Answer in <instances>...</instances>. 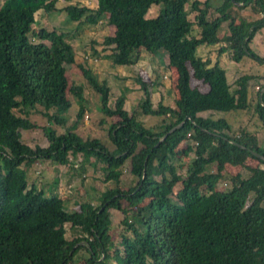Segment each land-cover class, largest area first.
<instances>
[{
	"label": "trees",
	"instance_id": "trees-1",
	"mask_svg": "<svg viewBox=\"0 0 264 264\" xmlns=\"http://www.w3.org/2000/svg\"><path fill=\"white\" fill-rule=\"evenodd\" d=\"M223 1V14L208 8L210 0H96L94 10L76 4L60 10L79 25L105 20L125 31L123 38H107L114 65L132 64L141 51H164L176 72L173 106L159 102L152 108L141 83L145 99L138 108L159 121L150 128L135 111L123 109V99L108 108L107 84L78 65L99 95L100 111L117 117L107 130L110 150L98 138L76 133L83 114L80 86L70 88L79 108L67 131L42 128L45 147L22 142L20 130L38 128L29 119L32 113L65 125L71 106L65 67L75 56L67 34L32 29L35 13L53 10L54 0H0V264H74L80 252L87 255L85 264H264V168L259 166L264 159L255 155L264 157V148L256 133L241 130L232 136L224 119L198 116L251 109L248 83L264 80L246 74L230 90L219 61L209 66L197 57L199 47L223 44L218 58L228 53L236 63L244 57L264 63L250 48L264 30V0ZM155 6L158 13L147 18ZM234 6L248 10L253 20L235 16ZM223 24L227 34L220 37ZM191 78L207 92L191 87ZM255 94L253 111L264 127V83ZM184 143L182 154L193 156L185 168L173 163ZM79 155L101 169L109 186L93 207L82 203L69 212L60 197H47L41 186L29 183L27 173L42 162L74 168ZM225 165L241 167L247 176L224 177ZM124 171L132 177L127 189L121 188ZM224 179L229 187L217 190ZM113 209L122 215L117 243L110 231ZM66 225L80 235L68 240Z\"/></svg>",
	"mask_w": 264,
	"mask_h": 264
},
{
	"label": "rangeland",
	"instance_id": "rangeland-1",
	"mask_svg": "<svg viewBox=\"0 0 264 264\" xmlns=\"http://www.w3.org/2000/svg\"><path fill=\"white\" fill-rule=\"evenodd\" d=\"M52 1V0H49ZM210 3V2H209ZM76 4L79 6H86L89 9L94 10L96 8V0H60L55 2V7L49 12L40 10L35 13V22L32 25V29L38 28L44 29L47 32H55L57 34H67V40L69 41L75 56V63L67 65L65 67V77L67 80L66 97L69 100L71 106L69 110L64 114L66 117V123L63 126H57L52 121H48L43 118L39 113H32L29 117L30 121L37 124V129L20 130L21 140L24 144L30 147L47 145V140L42 132V128H51L58 134H61L69 127H71L76 121V114L78 112L79 105L76 102V98L71 94L70 88L73 86L81 87L83 114L78 125L76 127V133L85 138H98L105 146L110 150L114 147L108 139V127L110 124L117 121V117H108L101 111V103L99 95L87 84L78 65L81 64L92 71L98 81L105 82L110 89V96L108 101V108L112 109L117 99H123V109L128 114H133L135 111L137 120L142 122L146 127L153 128L159 121L155 116H144L141 114L138 105L144 101L145 92L141 87V83H144L149 95V99L152 108H156L157 104L161 102L163 105L173 106L176 99L177 92L175 90L176 72L168 65L166 53L161 51L156 55H150L145 51H141L137 56V59L133 57L134 62L129 65H114L110 59V53L112 46L107 43V38L117 37L123 38L126 33L124 30L118 29L114 26L108 25L105 20L98 21L96 25L73 23L67 20L64 12H58L64 8V5ZM222 7H219V14L226 12L225 2L221 1ZM213 5V4H212ZM235 7V6H234ZM159 6L152 7L148 13L147 18L155 17L158 13ZM209 8V7H208ZM214 5L210 10L215 11ZM245 10L244 16L249 17V11ZM234 12V11H233ZM237 16V15H235ZM190 20L192 14L189 15ZM241 18V17H238ZM243 18V17H242ZM253 19V18H252ZM260 38L255 41L251 47L252 52L258 57L264 58V33L260 34ZM31 42H35V39L30 38ZM214 51L218 50L219 45H215ZM241 69L234 73L230 70V90L235 89V81L243 75L264 76V63L250 58L244 57L238 65ZM239 76V77H238ZM236 79V80H234ZM190 85L192 87L200 88L203 91L206 87L199 81L190 79ZM264 83V80L257 82L253 80L249 85L251 109L246 111L236 112H213L198 114L202 118H210L212 120L224 119L230 125V135L238 136L241 130H246L249 133H256L258 144L264 148V127L258 120L253 111L255 105L256 92L258 86ZM49 114L53 110L48 111ZM182 146V147H181ZM179 146L176 158L173 163L177 166L182 163V166L188 165L189 160L193 157L191 153L189 155L182 154V148L186 147L184 143ZM188 157V158H187ZM73 167L59 166L57 164H51L48 162L37 163L27 173L29 183H34L37 188H41L47 191V197L57 195L60 197L67 210L73 211L78 209V206L82 203L88 204V206H94L96 199L105 189L109 186L103 183V173L99 167L93 168L86 162L83 163L82 157L79 155L76 160L72 161ZM255 163H253L254 165ZM264 168V165H259ZM127 170V169H126ZM179 174L184 175L182 168H177ZM210 172L214 171L213 167L208 169ZM236 174L247 176V172L241 167H231L225 165L223 175L224 177L234 176ZM131 175L128 171H124L121 178V188L127 189L132 181ZM229 187L227 179L219 181L216 186L217 190H226ZM178 187L174 189L176 192ZM124 206V204H123ZM111 234L114 243H117L120 233L122 232V226L120 221L122 215L117 210H111ZM80 233L77 230L69 228L66 225V237L71 240ZM87 255L84 252L77 254V261L74 264H85L84 257Z\"/></svg>",
	"mask_w": 264,
	"mask_h": 264
},
{
	"label": "crops",
	"instance_id": "crops-1",
	"mask_svg": "<svg viewBox=\"0 0 264 264\" xmlns=\"http://www.w3.org/2000/svg\"><path fill=\"white\" fill-rule=\"evenodd\" d=\"M55 2H59L60 0H54ZM221 1L223 2V0H210V3L208 5V7L211 9L214 5L216 6L215 8V11H216V14H219V12L221 10H219V7L221 6L222 7V4H221ZM213 4V5H212ZM69 5V4H67ZM67 5H64L67 6ZM227 9V7L225 6V9L224 11ZM241 6H238V7H232L231 8V11L233 14L237 15V17H243L245 19H247L248 21H251L253 20L252 18L248 17L247 14L246 16H244V12L245 10H241ZM60 10H58L59 12ZM234 11V12H233ZM61 12V11H60ZM154 17V16H153ZM193 17V16H192ZM227 24H223L222 25V28H221V32H220V37H223L227 34ZM261 33H264V30H261L259 31L252 39L251 41V44H250V48L253 46V44L255 43L256 40L258 39H261L260 38V34ZM223 46L222 45H219V48ZM218 48V49H219ZM214 49H217L216 47H212V46H202V47H199L197 50H196V55L197 57L201 58L203 61H205L209 66H212L217 60L219 61V65L220 67L225 71L226 73V77H227V81H228V84H230L229 82V79H230V70H232L234 73H236V71H240L241 69L239 68V63H236L234 62L230 55L228 53H224L222 54L221 56H219L218 58V53L216 52V50L214 51ZM252 50V49H251ZM239 77V76H238ZM236 80V79H234ZM191 81V80H190ZM191 86V85H190ZM192 87V86H191ZM206 87V90L203 91L202 89L198 88V90L201 92V93H205L207 92L208 90V87ZM203 113H206V112H203ZM203 113H199L200 115H202ZM203 116V115H202ZM49 163V162H48Z\"/></svg>",
	"mask_w": 264,
	"mask_h": 264
},
{
	"label": "water",
	"instance_id": "water-1",
	"mask_svg": "<svg viewBox=\"0 0 264 264\" xmlns=\"http://www.w3.org/2000/svg\"><path fill=\"white\" fill-rule=\"evenodd\" d=\"M257 157H260L261 159H264V157H262V156H259V155H257V154H255Z\"/></svg>",
	"mask_w": 264,
	"mask_h": 264
}]
</instances>
